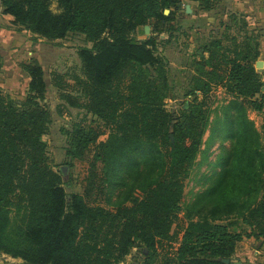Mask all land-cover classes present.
<instances>
[{
    "label": "trees",
    "instance_id": "obj_1",
    "mask_svg": "<svg viewBox=\"0 0 264 264\" xmlns=\"http://www.w3.org/2000/svg\"><path fill=\"white\" fill-rule=\"evenodd\" d=\"M190 1L204 9L216 3ZM51 2L0 0V6L35 34L59 39L79 32L92 43L79 51L81 75L70 80L57 71L53 84L109 132L73 127L66 156L79 159L93 145L105 180L120 192L112 208L67 192V170L54 168L43 138L52 121L38 100L46 90L44 69L27 63L26 102L16 104L0 89V250L25 264H118L137 246L145 249L138 264H234L240 241L264 239V143L247 114L264 111V75L255 65L259 38L213 40L204 77L189 91L204 93V101L177 112L167 107L166 62L155 52V37H134L149 23L163 32L177 0H58L59 13ZM213 84L231 96L226 108L237 109L225 117L237 141L230 166L199 197L200 216L182 229L176 220L209 126Z\"/></svg>",
    "mask_w": 264,
    "mask_h": 264
},
{
    "label": "rangeland",
    "instance_id": "obj_2",
    "mask_svg": "<svg viewBox=\"0 0 264 264\" xmlns=\"http://www.w3.org/2000/svg\"><path fill=\"white\" fill-rule=\"evenodd\" d=\"M188 6L191 7L190 11L187 10ZM50 7L54 13L62 10L58 0H52ZM3 9L0 6L1 91L16 104L26 102L32 93V77L24 65L35 61L43 67L46 90L38 100L49 109L52 117L43 137L50 160L56 170H67L64 186L68 193L82 194L91 204L112 208L118 199L120 186L105 180L103 166L94 158V146L88 148L79 159L70 160L66 156L69 131L73 127H82L86 131L97 128L106 132H109V128L97 116L67 103L53 84V75L57 71L66 73L70 80L81 75L79 51L83 47H91L92 43L79 32H71L59 39L40 36L17 24L14 16ZM225 34L239 38L244 35L257 36L264 55V0H216L212 9H204L198 2L177 0L174 19L165 23L163 32H154L149 23L134 33L138 40L154 36L157 41L155 52L166 62L170 88L166 103L169 109L179 112L183 106L204 101V93L197 91L189 94V91L195 84V78L204 77L207 70V46L215 39H222L225 45L231 43ZM261 73L264 75V71ZM208 97L209 126L187 180L182 209L176 220L182 229L189 219L200 216V212H197L199 197L230 166L228 154L237 141V136L228 133L229 124L225 118L227 114L235 116L238 113L235 108H226L231 96L221 84H213ZM247 114L264 143V111L249 109ZM255 249L258 251L255 252ZM144 250L142 246L134 247L118 264H138ZM232 259L234 264H264V239L245 237L238 243ZM0 264H25V261L0 250Z\"/></svg>",
    "mask_w": 264,
    "mask_h": 264
},
{
    "label": "water",
    "instance_id": "obj_3",
    "mask_svg": "<svg viewBox=\"0 0 264 264\" xmlns=\"http://www.w3.org/2000/svg\"><path fill=\"white\" fill-rule=\"evenodd\" d=\"M190 9H191V7H187V10L188 11H190ZM169 9H165V13L166 14H168L169 13ZM147 27V26H146ZM256 68H258V69H263L264 68V59H258L257 61H256ZM224 261L226 262V263H229L230 262V259H224Z\"/></svg>",
    "mask_w": 264,
    "mask_h": 264
},
{
    "label": "crops",
    "instance_id": "obj_4",
    "mask_svg": "<svg viewBox=\"0 0 264 264\" xmlns=\"http://www.w3.org/2000/svg\"><path fill=\"white\" fill-rule=\"evenodd\" d=\"M259 59H264V55H263V51H262V49H261V54H260V57H259ZM260 71V70H259ZM264 71V68L260 71V72H263ZM258 250L257 249H255V252H257Z\"/></svg>",
    "mask_w": 264,
    "mask_h": 264
}]
</instances>
